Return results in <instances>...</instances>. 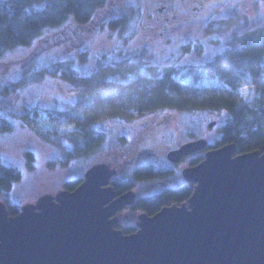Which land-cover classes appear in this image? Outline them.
Returning <instances> with one entry per match:
<instances>
[{"label": "rangeland", "instance_id": "rangeland-1", "mask_svg": "<svg viewBox=\"0 0 264 264\" xmlns=\"http://www.w3.org/2000/svg\"><path fill=\"white\" fill-rule=\"evenodd\" d=\"M165 1L108 0L82 26L85 33L75 32V37L66 33L71 28L68 20L46 28L32 43L6 49L0 55V114L11 116L13 122L11 129L0 132V160L21 172L11 189L0 192V200L20 206L34 202L43 193L64 188L65 180L83 177L91 165L102 161L118 165L115 179L131 181L139 195L180 183L184 179L181 169L204 155V150L187 156L179 166L167 158V153L199 137L213 142L218 136L217 122L212 127L209 122L227 116L226 111L207 108L138 109L120 99L103 101L98 112L90 108L86 113L80 107L84 101L81 90L59 73H43L2 93L6 85L31 69L33 60L35 66L71 61L81 75H89L104 64H133L131 73L109 77L114 88L138 77L141 82H150L171 66L177 76H194L202 96L226 85L240 99L253 102L264 98V68L259 75L247 74L238 83L229 84L207 65L234 36L264 24V0H242L239 4L221 0L218 11L191 12L188 19L173 20L167 28V23L155 22L157 8ZM117 19L118 25H112ZM150 22L156 27H149ZM46 36L52 38L46 40ZM93 126L105 135L90 143L91 151L85 153L82 145L75 147L80 142L76 136ZM144 164L167 170V174L137 178L136 171ZM140 212L126 208L119 213L120 220L136 223Z\"/></svg>", "mask_w": 264, "mask_h": 264}, {"label": "water", "instance_id": "water-1", "mask_svg": "<svg viewBox=\"0 0 264 264\" xmlns=\"http://www.w3.org/2000/svg\"><path fill=\"white\" fill-rule=\"evenodd\" d=\"M208 145L199 137L167 153L176 163L205 150L182 168L193 191L181 203L140 212L132 233L117 227L118 212L137 192L119 193L118 168L104 161L74 189L43 193L16 214L0 200V264H264V152Z\"/></svg>", "mask_w": 264, "mask_h": 264}, {"label": "trees", "instance_id": "trees-1", "mask_svg": "<svg viewBox=\"0 0 264 264\" xmlns=\"http://www.w3.org/2000/svg\"><path fill=\"white\" fill-rule=\"evenodd\" d=\"M108 0H0V55L9 48L21 44H30L36 37L48 27H56L70 20V27L83 26L89 23L93 17L107 4ZM112 23V22H111ZM118 19L112 25H118ZM78 29V28H77ZM76 30V29H75ZM51 36H46L49 40ZM26 69L21 76L13 80L2 89V93L14 89L16 85L26 84L34 78L46 74L59 73L60 77L71 80L76 88L84 95L83 104L80 107L88 113L92 109L96 112L102 107V102L120 99L124 104L136 108H157L173 106L182 110L194 108H207L211 111H226L224 119H217L218 136L209 147H217L227 142H235L238 152L260 149L264 152V98H256L253 102L240 99L226 85L215 90L200 93L196 90L195 77L177 76L171 70L158 75L150 82H141L136 86L113 87L109 77L121 72L122 63L112 66H100L99 69L89 75L79 74L73 63L58 61L52 64L33 65ZM214 72L219 74L229 84L238 83L240 78L247 74L259 75L264 68V24L247 29L234 36L229 46L219 52L208 64ZM36 67V68H35ZM35 68V69H33ZM125 71V70H124ZM201 71V70H200ZM93 110V111H94ZM94 113V112H91ZM119 115H125L120 113ZM13 127L10 117L0 114V132ZM84 134L76 136L78 144L82 145L83 152L89 153L92 144L103 138V131L94 126ZM82 143V144H81ZM90 143H92L90 145ZM27 155H32L27 151ZM204 155L197 156L194 162H199ZM167 174V170L154 167L152 164H144L136 171L137 178H152ZM21 172L13 166L6 165L0 160V192L11 189L20 179ZM82 177L67 179L64 186L74 189ZM112 183L119 193L133 187L129 180L113 179ZM193 191L192 183L183 186H172L163 193L146 196L133 205L128 206L132 210H144L149 214L158 211L162 206L171 204L172 199L185 200ZM10 214H16L20 205L7 203ZM125 233H132L137 229L135 223H119Z\"/></svg>", "mask_w": 264, "mask_h": 264}, {"label": "flooded vegetation", "instance_id": "flooded-vegetation-1", "mask_svg": "<svg viewBox=\"0 0 264 264\" xmlns=\"http://www.w3.org/2000/svg\"><path fill=\"white\" fill-rule=\"evenodd\" d=\"M242 2H240V3H242ZM221 6H222L221 0H192V1H185V0H167L164 3H162L157 8V12H159V16H156L155 17V22L158 23L160 21H163L165 24L167 23L166 25H164V27L167 28V25L169 23H171V21H173V20L180 21V20H186V19H188L189 16L191 15V12H200L202 10L218 11ZM155 25L156 24H154L153 22H150L148 24L149 27H156ZM77 28H78L77 30H75V27L74 26L72 28H68V30L66 31V33L70 32V34H71L72 37H75V32L85 33V29L82 26L77 27ZM159 30L162 32L161 29H159ZM122 64L123 65L121 67L122 68L121 72L116 73L114 75H122V76H125L127 73L129 74V73H131L134 70V65L133 64H129V63H122ZM114 65H117V64H114ZM103 67H104V70H105V64L103 65ZM171 70H174L173 67L168 66V67L165 68V71L164 72H160L158 75H162V74L167 73L168 71H171ZM136 77H138V76H136ZM140 83H141V79L138 77L133 82H131L130 84L125 85L124 87H128L129 88V86H136V85H138ZM81 102L83 104V101H81ZM24 113H28V111H24ZM8 115H10V114H8ZM10 118H12V117L10 116ZM103 133H104V131H103ZM104 135H105V133H104ZM204 152H205V150H204ZM190 155H187V156H190ZM187 156H184L179 162H176V163L174 162V163L177 166L181 165V163L183 162L184 158H186ZM195 163L196 162H194V163L191 162L190 164L192 165V164H195ZM112 166H116L117 167L118 165L112 163ZM181 173H182V169H181ZM115 177H113V179ZM187 183H192V182H187L185 179H183V180H181L180 183H178L176 181L175 183L173 182V183L168 184L166 186L164 185V186L159 187V188H156V189H154L152 191L151 190H147L144 193H142L141 195H139L137 193V195H138L137 201L140 200V199H142V198H144V197H146V196L161 194V193H163L169 187H172V186H183V185H185ZM192 185L194 187V183H192ZM63 187L64 188H67V187L64 186V184H63ZM131 188H134V187H131ZM187 199L188 198H186L185 200H187ZM185 200H176V199L174 200V199H172L170 201V203L171 204H173V203H181L182 201H185ZM128 206H130V205L125 206L122 210L128 208ZM122 210H120L118 212V214ZM141 211H144V210H141ZM119 219H120V216H119ZM121 222L122 221L120 220L119 223H121Z\"/></svg>", "mask_w": 264, "mask_h": 264}]
</instances>
